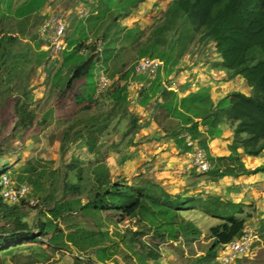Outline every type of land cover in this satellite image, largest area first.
Instances as JSON below:
<instances>
[{
  "label": "trees",
  "instance_id": "16d2710c",
  "mask_svg": "<svg viewBox=\"0 0 264 264\" xmlns=\"http://www.w3.org/2000/svg\"><path fill=\"white\" fill-rule=\"evenodd\" d=\"M83 1L89 6L82 7H89L90 13L87 17L78 19L71 34L66 36L67 49H74L77 54L84 50L82 60L75 64L73 61L69 68L63 62L57 70L61 76L54 80V84L56 81L59 84L63 82V90H70L77 80L94 77L99 63L107 69L113 66L108 75L112 82L107 88L98 92L96 83L89 82L87 90L88 83L84 81L75 95L76 103L80 105L78 114L88 112L96 105H108L99 117H92L86 127L90 134L86 140L90 151L96 148L98 135L94 134L98 130L104 132L114 119L126 115L129 124L124 136L132 134L128 142L137 144L133 139L143 124L140 116L130 110V84L136 81L138 104L145 107L154 103V118L158 110H163L164 119H168L169 125L166 134H170L187 151L191 149L187 135L198 140L206 149L208 140L222 136L221 124L226 122L233 128V142L230 145L235 151L233 158L240 159L236 156L239 148L249 156L264 153V0H171L164 20L155 23L149 34L140 25L120 26L118 22L121 17L129 16L145 0ZM45 3L46 0H27L17 13L28 17L39 11ZM68 25L67 20V29ZM5 37L8 40H18L12 35ZM40 39L39 46L43 43V39ZM210 42L215 43L220 57L216 67L225 70L226 80L243 77L251 87L250 94L235 89L215 101L205 87L185 96H180L177 90L171 88L169 76L185 68L181 64L183 58L201 50L197 46H205ZM126 50H136L134 61L150 57L158 58L164 64L153 73H137L134 62L130 64L124 58ZM7 56L9 55L5 58ZM4 63L0 62V70ZM66 69L68 74L62 78V72ZM18 115L23 125L27 121L33 124L34 114L27 107L20 109ZM152 120L153 118L149 122ZM65 146L62 143V147ZM73 161L68 167L76 171L75 181L67 180L66 174L61 182L55 183L51 178L57 177L58 171L51 170L48 178L51 181L47 186L45 181H41L44 172H38L32 165L24 166L23 171L17 175L16 182L29 183L34 189L32 194L36 197L37 204L33 207L39 209L34 227L23 220L25 213L20 210L30 205L24 201L11 206L0 191V264L6 263V258L2 256L4 254L11 256L13 264H51L58 251L76 250L92 255L100 250L106 251L108 244L117 242L110 235L109 227L105 228L102 212L107 209L115 210L124 219L133 217L140 222L152 224L158 209H162L165 204L173 209L174 217L168 233H156L158 237L168 241L178 239L180 233L189 236H199L202 233L194 222L186 221L180 215L181 210L197 208L196 205L186 206L188 200H181L185 195L173 194L176 197V200L173 199L175 204L171 199L172 193L161 190L160 184L153 179L148 184L135 187L125 180H113L110 166L100 158L86 166L79 159L74 158ZM260 171H264L263 165L254 169L242 166L236 171L231 167L224 170L216 168L213 177L218 179L227 175L240 176ZM3 173L5 171L0 170V178ZM198 195V200L201 201L203 194ZM207 196V201L210 198V209L205 210L202 204L201 210L220 217L223 221L211 226L209 235L212 244L204 254L196 258L195 264H213L219 247L223 249L226 244L240 237L247 227L248 217L242 216L245 213L244 206L225 200L221 195ZM189 198L194 200L195 196ZM179 215L181 221L177 222ZM262 223L260 232H264V220ZM126 232L131 233L130 237L120 231H116L115 235L129 250L139 255L144 246L142 237L146 231L137 228ZM31 242H40L44 246H26V243ZM136 245L141 249H136ZM24 249H30L29 253L21 252ZM160 256L161 252L151 250L145 257L141 255L140 260L142 264H146L147 259L157 260ZM75 264H94V259L82 261L77 258Z\"/></svg>",
  "mask_w": 264,
  "mask_h": 264
},
{
  "label": "rangeland",
  "instance_id": "374dc122",
  "mask_svg": "<svg viewBox=\"0 0 264 264\" xmlns=\"http://www.w3.org/2000/svg\"><path fill=\"white\" fill-rule=\"evenodd\" d=\"M24 1L26 2L27 0H0V62H5L0 70V170L10 174L13 179L17 181V175L23 171L24 166L32 165L36 167L38 172H44L41 181H45V184L48 186L51 179H53V182L59 183L66 174L67 180H76V171L70 170L68 167L69 164L74 162V158L79 159L81 164L85 166L90 162H96V160L100 158L101 161L106 162L110 166L113 180H120V182H124L125 180L126 183L132 184L135 187L148 184L150 179L155 181L154 178L161 179L162 182L172 180L174 174L172 172H165V169H170L169 167L166 168V166H169L173 162L179 167V157H177V161L173 155L169 158L163 156L160 161H158L157 158L152 161L147 160L149 153H146L143 147H138V143L137 146H135L128 142L132 134L127 137L124 136L129 124L128 115L120 119H114L104 132L101 133L98 130L94 134L98 135L96 148L94 151L89 150L86 140L90 134L86 127L89 126L88 124L92 121V117L95 115L99 117L101 113L108 108V105H96L92 110L78 114L80 105L76 103L75 95L80 91L84 81L88 83L86 86L88 90L89 82L96 83L97 85L98 76L102 72L109 75L110 69H113V66L107 69L102 63H99L94 77L77 80L70 90H63V82L59 84L56 81V85L54 84V80H58L61 76L57 71L60 65L64 62L69 68V66L73 64V61L75 64L82 60L81 57L84 50L77 54L74 53V49H67L58 54L57 57H54L52 55L54 53L51 52V50H46L48 48L46 47L45 41H43L42 45L39 47L37 42L41 40V36L38 33L43 16L45 14V16H47L48 13L65 16L68 23L70 22L66 35L69 36L73 28L77 25L78 19H81L78 16L79 10L84 5L89 6L88 3H85L83 0H46L42 12L31 15L30 18L26 20H20L18 17L22 15H18V13L16 15V9L22 7ZM91 2H93V0ZM170 2L171 0H145L135 7L129 16L121 17L118 22L120 26L134 27L140 25L145 30V33L149 34L155 23L164 20L163 17ZM11 35L16 36L18 40H8L5 37ZM196 48L201 50H198L195 54H187L181 62L182 66L186 65L189 60L188 57L191 55L194 56L197 54L198 57H201L207 51L208 55L212 54L211 56L213 58L216 56L214 55L215 51L212 45L197 46ZM9 51L11 53H9ZM123 54L124 58H126L125 60L130 62V64L134 62L133 65L135 66L137 61L133 59L136 55V50H126ZM6 55L9 56L5 58ZM163 64L162 61V66ZM223 71L225 72V70ZM224 72L216 75L214 78V81H216L214 85L217 87L215 91L211 93L208 90L212 97H214V100L218 99V92L224 94L230 90H247V88L250 87L243 77L227 81L225 79L227 73L225 72V74H223ZM174 73H172L173 77L169 79L171 82H173L172 80L175 79L176 76L180 78L182 83L186 82V74L184 71ZM66 74H68V69L62 72V78H64L63 76L66 77ZM177 84L179 85L180 83ZM137 88L138 83L136 81L130 84V97L132 99L130 110L140 115L141 110L144 109L146 115L150 116V114H152V122L154 121L157 123L158 134H160L161 130L167 131L169 125L168 119H164V111L158 110L157 113L154 114L156 116L154 118V103L145 107L140 106L138 104ZM48 106H52V112L42 118L43 109ZM25 107L35 116H38L37 122L33 121V124H30V122L27 121L26 125H23L19 121L20 116L18 112ZM30 119L29 117V120ZM68 119L70 121H67ZM28 123L30 126L27 127ZM226 126L230 128V124ZM136 138L137 136L135 135L133 139L135 143L138 142ZM62 143L66 144L65 148L62 147ZM163 145L164 144L159 141L156 151H160ZM199 147L207 152L200 144ZM200 148H196L195 150H201ZM188 152L189 151H187V156L185 157V164H191L194 169L199 172V174L196 173V175H194L192 180L195 182L196 180L201 181L204 175L209 176L211 179L214 178L213 175L216 172V166L214 165L208 173L201 171L194 164V154L192 155L190 154L191 152ZM212 163L213 162L210 161L211 166ZM2 165L7 168L4 169ZM238 165H240V161ZM261 165L264 166V161L260 166ZM230 167L231 166L227 164L225 169H229ZM174 169H176V167ZM51 170L58 171V176L48 180L51 176ZM262 173H264V171ZM234 176L238 177V175ZM193 185H196L195 188L198 187L196 183ZM195 188H191L188 193L182 194L185 196H183L181 200L185 202L188 200L186 206L196 205L197 208L181 210L180 215H183L186 221L194 222L201 229L202 233L199 236H189L188 234L180 233L178 239H168V241L158 237L156 233H168L170 223L174 217L173 209L170 206H165V204L162 209H158L154 217L155 222L152 224L140 222L138 218L133 217L124 219L121 215H118L115 210L107 209L102 212L104 222L106 223L105 228L109 227L111 231L110 235L114 237L117 242L114 244L109 242L110 244H108L109 246L106 248V251L100 250L95 252L93 255L94 264L118 262L122 264H142L140 260L141 255L145 257L151 250L159 251L163 254L157 260L147 259L146 264H161L165 257L168 258V255H171L169 264H188L191 259H196L197 254L208 250L212 244L209 230L211 226L221 223L223 219L209 215L204 210H201L200 206H202V204L205 210L210 209V198L207 201L209 197L207 195L210 193H206V196L203 195L200 201L198 200V194L200 192H192V189ZM199 188H201V186ZM160 189L167 193L162 186ZM205 190L208 192V188ZM193 195L195 198L191 200L189 197ZM172 197V200L174 198L176 200L173 194ZM223 199L228 200L225 197ZM175 200L173 201L176 204ZM229 201H232V199ZM235 203H240L244 206L245 213L242 214V216L248 217L246 230L255 232H252L254 237L249 251L244 256L237 259L233 264H264V238H262L263 233L256 228L260 221L255 216L257 213L256 206L254 207V205H248L244 202ZM8 204L16 206V204ZM214 206L216 207L215 203ZM20 210L25 213L23 220L34 227L39 209L33 206H26L24 209ZM250 213L252 214L249 215ZM180 215L179 217L177 216V222L181 221ZM238 216L240 217V215ZM252 220H255V224L252 223ZM137 228L146 231L142 237L144 242L143 248L141 249L138 247L139 245H136V249H141L139 255L129 250L127 246L122 243L121 239L115 235L116 231H120L121 234L127 233L128 237H130L131 233L126 232V230H135ZM26 244V246H29V244H33V246H44L40 242ZM219 249L218 254L215 259H213V264H224L222 261V247H219ZM29 251L30 249L21 250V252L25 254L29 253ZM82 254H84V251ZM2 256L6 258L5 264H13L10 255L4 254ZM76 260V256L69 250L64 252L58 251L51 264H75Z\"/></svg>",
  "mask_w": 264,
  "mask_h": 264
},
{
  "label": "crops",
  "instance_id": "0c3cea01",
  "mask_svg": "<svg viewBox=\"0 0 264 264\" xmlns=\"http://www.w3.org/2000/svg\"><path fill=\"white\" fill-rule=\"evenodd\" d=\"M24 3L25 1L23 2V4ZM43 8L44 6L39 11L34 12L31 15L37 14L38 12H42ZM17 9H16V15L18 12ZM30 16L28 17L17 16V17L20 20L23 19L26 20L30 18ZM68 24H70V22ZM41 45L42 43L40 44V46ZM209 45H212V48L215 51L214 55L216 56L214 58L211 56L212 54L208 55L207 51L201 57H198L197 54L194 56L191 55L190 57H188L189 60L187 61L185 68L181 71V72L184 71L186 74L185 75L186 82L182 83L178 76L175 77L176 80L175 79L172 80L173 82L170 81L171 88L177 90L179 94H181L180 96H185L186 94H189L191 92H196L202 87L207 88L211 93L212 91H215V89L217 88L214 85V83H216V81H214V78L216 77V75H219L224 71L221 70L220 68H217L215 65L216 64L215 61H220V57L215 49V43L210 42ZM52 55L54 57H57V55L54 54ZM223 74H225V72ZM172 77L173 74L169 76V79H171ZM177 83L180 84L178 85ZM242 91L245 92L246 94L251 93L250 87H248L247 90L242 89ZM228 92H225L224 94L218 92L219 96H217L218 99L215 101L221 99ZM51 112H52V106H48L47 108H44L42 112L43 115L42 118L46 117L48 114H51ZM139 116H140V122L141 124H143V127L141 128L140 132L136 135L137 136L136 139L138 141L137 142L138 147L139 146L141 148L143 147L146 153H149L147 160L152 161L153 159L157 158V160L160 161L161 157L163 156L169 158L172 157L173 155L177 161V157H179V161H178L180 164L179 167L177 164L173 162L169 166H166V168L169 167L171 170L165 169L166 170L165 172L168 173L172 172L174 174L172 180L162 182L161 179L154 178L156 183L160 184L166 191L170 193L173 192L172 194L174 195L186 194L187 190L190 191L191 188H195L196 185L193 184L196 183L198 187L192 189V192L195 191L200 193L202 192L204 196L207 195L206 193H210V194L213 193V195H217V196L221 195L222 198L225 197L228 200L232 199V201L234 202H244L245 204L248 205H254V207L256 206L257 209L256 211L257 213L255 214V216L260 220L256 226L257 230H259L260 223L262 224V221L264 220V173L260 172L258 174H243L238 177L234 175H227L225 177L218 179L217 178L211 179L209 176L204 175L203 176L204 178H202L201 181L196 180L195 182L194 180H192V178L194 177V175H196V173L199 174V172L196 171V169H194V167L191 164L188 165L185 164L186 163L185 157L187 156V150L185 149V147H181L179 144H177L174 141V138H171L169 135H167L166 131L164 130H161L160 134H158L157 123H155L154 121L151 123L149 122L150 119H152V114H150V116L146 115L143 109L141 110V114ZM37 117H38L37 115L36 116L34 115V121L36 122H37ZM226 125H228V123L226 122H223L221 124V128L223 129V134L221 137L210 139L207 142L206 150L210 161L213 162L211 168L215 165L216 168H220L221 170H224L226 165L228 164L231 166V168H233V170L236 171L242 168V166H245L247 169H254L260 166V164H262V162L264 161V153L260 156H249L243 154L242 153L243 149L239 148L236 153V156H240V159L233 158L232 155L235 154V151L230 147L231 143L233 142V135H234L233 128L231 126L229 128V126ZM159 141L162 142L164 145L162 146V148H160V151H156L157 143ZM135 146H137V144ZM239 161H240V165H238ZM175 167L176 169H174ZM199 184L201 188H199L200 187ZM207 188H208V192H206L205 190ZM252 221H253L252 223L255 224V220ZM261 233H263L264 235V232ZM202 254H204V252L197 254L196 258ZM169 258H171V255H168V258L165 257L163 263L161 264H169L170 262ZM195 260L196 259L194 260L191 259V261L188 264H195Z\"/></svg>",
  "mask_w": 264,
  "mask_h": 264
},
{
  "label": "built area",
  "instance_id": "2783aa9c",
  "mask_svg": "<svg viewBox=\"0 0 264 264\" xmlns=\"http://www.w3.org/2000/svg\"><path fill=\"white\" fill-rule=\"evenodd\" d=\"M90 8L82 7L78 14L81 18H85L89 15ZM67 20L65 16L60 14H48L42 21L39 34L43 41H45L46 47L51 49L54 54H59L68 48L67 39ZM92 38L89 39L91 41ZM99 46L101 48L102 42L99 41ZM160 66H162V61L158 58L143 57L135 63V70L137 73H153ZM97 89L98 92L107 88L112 80L108 74L102 72L98 76ZM188 145L191 146L189 152L194 154V164L201 171L207 172L210 169V161L208 159L207 152L199 147L198 140L192 139L187 135ZM200 148L201 150H195ZM0 191L4 200L11 204H22L24 201L30 206H36L37 199L32 194V188L27 183H18L13 177L8 173H3L0 178ZM251 230H245V232L238 238L234 239L232 242L224 246L222 261L224 264H233L237 259L244 256L250 249L253 241L254 234ZM72 254L76 258L87 261L93 258L91 253H79L77 251H72ZM110 264H122L110 263Z\"/></svg>",
  "mask_w": 264,
  "mask_h": 264
},
{
  "label": "clouds",
  "instance_id": "9594fccd",
  "mask_svg": "<svg viewBox=\"0 0 264 264\" xmlns=\"http://www.w3.org/2000/svg\"><path fill=\"white\" fill-rule=\"evenodd\" d=\"M78 15H79V14H78ZM79 17H80V16H79ZM80 18H81V17H80ZM66 35H67V31H66ZM47 50H51V49H47ZM66 50H67V49H66ZM51 52H52V51H51ZM59 54H60V53H59ZM55 55H58V54H55ZM210 168H211V165H210ZM209 170H210V169H209ZM209 170H208V171H209ZM208 171H207V172H208Z\"/></svg>",
  "mask_w": 264,
  "mask_h": 264
}]
</instances>
